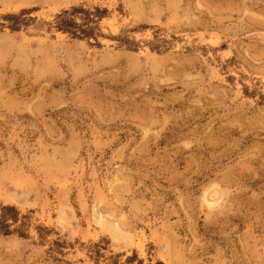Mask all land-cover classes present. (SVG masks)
I'll list each match as a JSON object with an SVG mask.
<instances>
[{"label":"rangeland","instance_id":"1","mask_svg":"<svg viewBox=\"0 0 264 264\" xmlns=\"http://www.w3.org/2000/svg\"><path fill=\"white\" fill-rule=\"evenodd\" d=\"M5 205L0 264H264V0H0Z\"/></svg>","mask_w":264,"mask_h":264},{"label":"trees","instance_id":"2","mask_svg":"<svg viewBox=\"0 0 264 264\" xmlns=\"http://www.w3.org/2000/svg\"><path fill=\"white\" fill-rule=\"evenodd\" d=\"M96 11H98V8H95ZM25 10H22L24 12ZM77 12H82L84 16H82V23H77L74 21L67 22V15L71 14L74 15ZM94 13L85 10L81 6H73L71 11L63 10L61 13L57 14L55 17V25L54 27L56 30L61 31L62 33H67L73 37H86L93 34V27L91 24L96 22V19L98 18V15H93ZM97 16V17H96ZM5 18H10V20H16L18 19L19 15L16 14H8L4 16ZM84 25V27H83ZM11 29H15L14 25L10 26ZM2 213L0 215V232L7 234L9 232L8 230V224L6 223L7 217H12L13 220H15L16 217L12 216L8 213V211H15L14 206L5 205L1 208Z\"/></svg>","mask_w":264,"mask_h":264}]
</instances>
